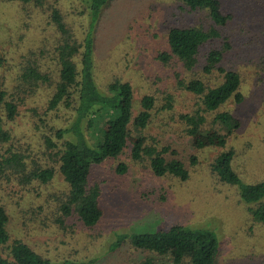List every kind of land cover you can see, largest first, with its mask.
Returning <instances> with one entry per match:
<instances>
[{"label":"rangeland","instance_id":"obj_1","mask_svg":"<svg viewBox=\"0 0 264 264\" xmlns=\"http://www.w3.org/2000/svg\"><path fill=\"white\" fill-rule=\"evenodd\" d=\"M219 1L221 9L230 12L231 17L214 25L218 35L200 46L191 71H184L173 58L161 60L157 53L167 48L169 25L212 24L204 9H189L178 0L106 1L91 31L93 81L101 92L113 78L128 81L132 87V114L140 108V97L151 94L150 117L142 129L129 124L125 149L91 171V179L100 180L99 205L103 209L91 227L83 226L74 214L67 216L62 226L54 220L59 215L57 201L48 193L66 190L58 172L48 182H33L26 188L0 180V200L9 214L5 223L9 238L26 241L51 264H131L147 252L127 244L109 250L115 233L153 231L180 223L213 230L218 249L214 264H264V222L252 220L236 186L219 180L210 169L213 156L221 149L215 144L220 127L212 123V112H203L204 136L200 140H196L197 134L185 133V123L179 116L193 112L201 104L196 94L177 84L176 75H196L210 85L219 82L220 72L213 69L205 73L201 65L210 46L226 43L219 64L239 73L243 97L240 102L229 99L218 108L228 109L239 118V125L226 137L224 147L234 150L231 166L241 182L264 176V0ZM52 6L59 9L72 36L80 40L88 22L82 1L0 0V88L5 90L6 98L16 102L14 117L2 118V126L11 135L4 144L37 153L41 162L53 166L55 156L47 159L39 152L40 134L70 124L73 111L60 105L46 109L57 79L55 46L61 38L49 17ZM28 60L35 62L49 80L29 88L20 79L22 66ZM74 60L79 68L78 55ZM82 129L88 139L84 122ZM140 137L156 146L169 143L174 155L186 165L188 156L194 155L188 177L180 180L169 174L156 176L146 160L132 161L129 146ZM3 148L0 144V152ZM119 160L127 163L123 173L114 170ZM38 204L43 209L31 214L29 208Z\"/></svg>","mask_w":264,"mask_h":264},{"label":"trees","instance_id":"obj_2","mask_svg":"<svg viewBox=\"0 0 264 264\" xmlns=\"http://www.w3.org/2000/svg\"><path fill=\"white\" fill-rule=\"evenodd\" d=\"M25 3L29 0H16ZM87 13L88 22L80 38L75 39L62 19L56 6L49 12L50 20L61 33L55 46L58 61L57 79L47 98L46 109L62 106L71 109L73 119L64 127H55L47 134L41 132L40 153L48 158L55 156V165L41 162L37 153H30L22 147L4 142L11 137L8 129L2 126L3 116L12 119L16 113V102L5 97L0 88V180L14 182L26 188L33 182L46 183L54 172L61 175L66 190L60 193H48L57 201L59 215L54 217L58 225L69 215H76L83 226H93L103 213L100 201V180L91 179V171L103 161L116 158L125 149L130 127L142 129L153 106V96L144 93L139 99L140 108L131 112L132 87L126 80L113 78L106 83V91L96 87L91 71V51L93 44L92 28L97 15L107 0H80ZM189 9H204L212 24L207 27L195 25H169L166 30L167 48L157 53V57L166 61L175 59L184 71H191L197 62L200 46L218 35L214 25L225 23L230 12L221 9L219 0H178ZM226 43L220 47L210 46L203 55L201 70L205 73L216 69L221 80L213 85L206 83L196 75L184 78L176 75L177 84L198 96L200 108L191 113H180L185 123V133L197 134L200 140L204 133L201 125L205 121L204 111L212 112L211 121L220 127L215 144L221 147L210 162V169L216 177L236 186L239 199L245 203V210L254 221L264 222V176L252 181L241 182L231 166L233 148L224 147L226 137L239 125V118L228 109L218 110L225 101L232 99L240 102L243 95L239 89V73L235 69L224 68L219 62L226 49ZM78 55L79 68L74 57ZM20 79L29 88L38 82L49 80L46 73L37 69L35 62L27 61L21 69ZM168 105V103H167ZM82 122L88 129L89 138H85ZM34 126L37 127L36 124ZM211 140H208V143ZM170 152L171 155H166ZM169 143L156 146L146 143L140 137L130 143L129 158L132 161L148 162L150 171L161 176L169 174L184 180L188 177L189 167L195 163L194 155L188 156V165L175 156ZM126 161L119 160L115 172L126 170ZM89 174V176H88ZM43 209L42 204L29 208L31 214ZM0 200V264H51L48 257L36 252L21 238H9L5 223L9 219L8 211ZM127 244L137 251L147 253L131 264H214L217 249L215 233L209 227L189 226L172 223L167 228L153 231L117 232L109 242L108 249ZM70 263L71 261H64ZM87 264L88 262H82Z\"/></svg>","mask_w":264,"mask_h":264}]
</instances>
